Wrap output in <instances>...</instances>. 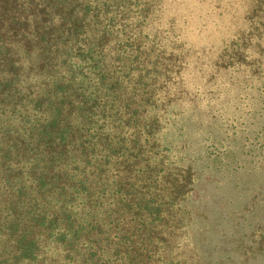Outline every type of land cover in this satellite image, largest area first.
<instances>
[{"label":"trees","instance_id":"obj_1","mask_svg":"<svg viewBox=\"0 0 264 264\" xmlns=\"http://www.w3.org/2000/svg\"><path fill=\"white\" fill-rule=\"evenodd\" d=\"M152 4L153 0H0V107L13 112L16 107L24 109L14 129L0 130V202L4 204L0 264L160 263L155 259L156 243L165 240L164 232L144 219L153 221L155 216L163 221V210L170 203L183 202L191 191L193 174L187 169L158 178L151 154L162 125L146 112L159 98L139 73L129 80L119 74L125 62L134 69L136 54H142L136 36L143 23L139 15L150 13ZM242 9L247 26L221 52L216 66L233 68L231 74L243 66L239 93L247 95L252 89L257 93L256 115L263 133L256 136L254 157L263 166L264 0H245ZM20 53L34 57L39 70L57 73L41 92L19 88L32 68L30 62L20 61ZM87 68L99 80L105 99L111 93L119 100L121 89L124 95L125 88L130 90L119 101L121 110H116L110 128L105 118L95 120L91 113L89 103L95 100L78 78ZM25 151L36 159L24 170L11 172L10 165L20 163ZM107 176L115 178L116 195L113 204L105 202V206L99 200H106L101 182ZM258 190L242 207L256 216L251 231L256 248L243 262L264 254V185ZM48 193L57 196L54 202L46 199ZM77 196L87 213L78 215L72 206L66 207V200ZM93 203L105 217H112V231L105 228L101 216L90 212ZM126 214L135 221L120 224ZM195 256V264L212 263L200 253Z\"/></svg>","mask_w":264,"mask_h":264},{"label":"rangeland","instance_id":"obj_2","mask_svg":"<svg viewBox=\"0 0 264 264\" xmlns=\"http://www.w3.org/2000/svg\"><path fill=\"white\" fill-rule=\"evenodd\" d=\"M244 1L153 0L151 12L139 15L143 20L140 32L136 33L142 51L139 57L136 54L139 62L133 64L134 69L129 68L128 62L120 67L119 74L125 75V80L136 78L139 73L155 90V98H159L154 105L147 106L146 112L147 117L157 116L162 125L155 135L151 154L158 178L187 169L193 174L191 191L183 202L170 203L169 209L163 210V221L155 216L153 221L144 219L164 232L165 240L156 243L155 259L159 264H195L196 253L207 256L210 264H264V254L243 262L256 248L251 244L256 216L245 213L242 207L264 185V163L261 166L262 161L254 157L258 153L256 136L260 138L263 133L261 119L256 115L260 103L253 89L247 95L239 93L243 66L234 69L233 74L231 67L216 66L221 52L247 26L242 19ZM263 41L261 37L260 42ZM19 57L23 64L32 65L29 77L19 85L22 90L28 88L32 94L41 92L57 74L39 70L34 57L22 53ZM260 60L264 69V59ZM80 73V82L95 100L89 103L93 106L91 113L95 120L105 118L110 128L117 117L119 101L127 98L130 90L125 88L124 95L121 89L119 100L109 93L107 100L90 70L82 69ZM23 112V107H16L14 112L0 107V130L14 129L16 119ZM32 154L25 151L20 163L10 165L11 172L31 166L36 159ZM109 174L112 176L111 171ZM114 180L107 176L101 182L107 201L99 202L105 206V202L113 204ZM46 196L51 202L57 198L54 193ZM80 198L65 203L78 215L88 212L82 210ZM164 201H170L167 195ZM91 206L90 212L98 218L101 216L105 228L112 231L115 227L112 217L101 214L96 204ZM126 215L120 224L135 221L133 215ZM239 238L245 248L238 242ZM205 260L202 261L208 263Z\"/></svg>","mask_w":264,"mask_h":264}]
</instances>
